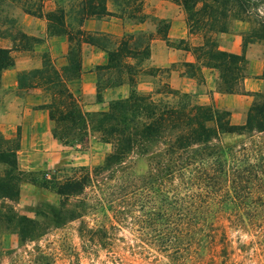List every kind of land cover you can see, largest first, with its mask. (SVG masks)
I'll return each instance as SVG.
<instances>
[{"label":"trees","instance_id":"1","mask_svg":"<svg viewBox=\"0 0 264 264\" xmlns=\"http://www.w3.org/2000/svg\"><path fill=\"white\" fill-rule=\"evenodd\" d=\"M45 1L0 0V6L17 4L26 14L45 18L51 35L65 34L69 41L66 66L58 69L45 57L41 68L18 74V87L26 92L40 89L45 94L48 102L39 108L48 110L57 141L74 146L96 134L111 151L92 174L64 181L44 176L31 182L51 188L61 197L82 194L88 187L105 188L107 195L114 197L107 200L116 214L146 222L156 237L155 245L168 257L180 258L207 244L213 239L209 232L213 223L222 218L264 239V93H252L254 100L243 124L233 123L230 111L194 102L189 94L173 89L168 80L141 93L137 85L142 76L157 77L170 71L146 65L153 33L116 37L85 31L82 24L110 16L142 23L146 19L144 0H50L57 6L44 13ZM175 2L187 14L189 31L198 30L195 33L204 37L203 45L193 53L203 66L218 71L219 90L247 94L244 55L220 49L214 35L229 30L232 12L233 17L244 20L240 15L247 16L257 4L253 0ZM256 37L264 40L258 32ZM20 39L29 47L27 35L20 34ZM252 42L243 39V47ZM84 43L100 48L107 56L106 63L96 67L99 102L105 89L130 87L126 97L112 100L103 111L84 110L67 86V81L81 76ZM14 65L11 50L0 47V75ZM184 66L189 77L200 70L194 64ZM227 134L248 139L226 143L222 138ZM19 149V136L9 139L0 132V163L7 166L0 175V198L15 200L20 194L18 182L25 173L18 168ZM133 154L147 160L145 172H135ZM9 210L0 204V219L8 220ZM139 212L143 213L139 216ZM26 219L21 217L20 223Z\"/></svg>","mask_w":264,"mask_h":264},{"label":"rangeland","instance_id":"2","mask_svg":"<svg viewBox=\"0 0 264 264\" xmlns=\"http://www.w3.org/2000/svg\"><path fill=\"white\" fill-rule=\"evenodd\" d=\"M253 2L256 7L247 16L240 15L244 16V20L233 17L234 12L231 13L227 32H242L239 22H245L249 29L245 31L248 33L244 39L254 40L252 43L258 44L264 55V40L256 37L257 32L264 35V0ZM14 6L19 7L17 4ZM14 6L7 2L0 6V25L9 21L8 12L15 9ZM56 6L54 2L47 4L46 8L55 9ZM149 8V0H144V11ZM110 9H113L111 5ZM181 9L185 23L178 8H175L174 19H163L167 23L159 22L161 19L151 13H145L144 29L133 32H154L153 49L159 50L164 47L163 39L168 38L172 25L174 32H179L182 27L191 32L187 26V14L182 6ZM251 12L254 14L250 15ZM260 22L262 25H259ZM10 25L11 32H19L17 20ZM167 44L182 48L188 46L186 41L168 40ZM29 45H32L31 41ZM45 57L47 55L43 56V60ZM146 65L155 66L152 61ZM178 69H183V65L179 64ZM244 72H248L247 63ZM195 79L199 83L204 80L201 73L196 74ZM165 80H168V75L164 73L154 78L142 76L137 90L141 93L153 91ZM126 87L130 90L129 85ZM189 96L194 102H199L195 95ZM232 121L240 124L241 117L233 116ZM247 139L245 135L227 134L222 141L238 143ZM110 151L109 144L100 142L96 134H91L83 144L70 146L59 142L56 158L46 163L28 164L18 160L19 170L25 173L18 182L20 194L15 200L0 198V204L10 208L9 219H0V264H264L263 237L225 218L213 223L209 230L213 239L207 244L196 246L193 252L183 257H168L155 245L158 244L155 243L156 237L146 222L138 223L131 215L122 219L116 214L107 200L112 196L107 195L105 188L88 187L82 194L61 197L53 189L31 182V179L41 181L44 176L51 181H64L82 177L87 172L92 174L97 166L103 165ZM132 162L138 174L147 169V160L137 154H133ZM142 213L137 214L140 216ZM21 217L27 219L20 223ZM19 228L24 231L20 233Z\"/></svg>","mask_w":264,"mask_h":264},{"label":"crops","instance_id":"3","mask_svg":"<svg viewBox=\"0 0 264 264\" xmlns=\"http://www.w3.org/2000/svg\"><path fill=\"white\" fill-rule=\"evenodd\" d=\"M49 3L54 2L45 1L44 13L54 9L46 8ZM149 3L150 8L144 13H151L160 19H174L175 8H178L181 11V19L185 23L184 12L175 1L149 0ZM13 8L15 9L8 12L9 21L0 25V47L10 49L15 60V65L5 69L0 75V132L9 139L19 136L18 160H24L28 164L46 163L56 158V150L59 147V142L52 135L54 123L49 117L48 110L39 108L46 104L48 99L40 89L28 92L19 89L17 76L20 72L41 68L44 55L51 59L55 67L62 69L67 65L66 54L69 41L65 34L51 35L45 18L26 14L16 6ZM16 20L20 24L19 32H11L10 23ZM143 24L110 16L102 20H86L82 24V29L91 33L99 32L121 37L125 34L137 33L133 31L143 30ZM234 26L236 27V23ZM239 27L242 32H220L216 37L220 49L244 55L248 72L243 85L247 94H227L219 90L218 71L203 66L193 53L195 48L203 45L204 37L188 32L185 27L180 28L179 32H174V25H172L171 31L167 34L168 38L163 39L164 47L159 50L153 49V39L148 62L152 61L156 66L151 67L170 70L168 82L173 89L195 95L199 99V104L230 111L232 118L233 116L241 117L239 123L243 124L254 100L252 93H264V55L256 43H248L245 48L243 47L244 36L248 33L245 31L249 29V26L241 21ZM20 34L27 35L32 45L25 47ZM168 40L169 42L184 40L190 49L173 47L167 44ZM81 53V76L67 81V86L84 110L89 112L106 110L109 102L128 95L129 89L126 87L127 84H124L105 89L102 92V100L99 102L96 67L106 63V53L96 46L85 43L82 45ZM187 63L200 67L196 74L201 73L203 82L199 83L195 79L196 75L194 77L187 75V70L184 69L186 68L184 64ZM179 64L183 65V69H178ZM6 170L7 166L0 163V174Z\"/></svg>","mask_w":264,"mask_h":264}]
</instances>
